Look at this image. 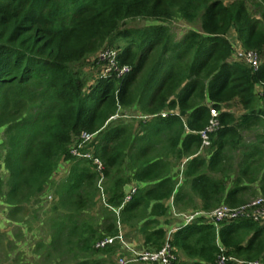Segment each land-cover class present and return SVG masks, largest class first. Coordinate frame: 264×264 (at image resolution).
I'll return each instance as SVG.
<instances>
[{
  "label": "trees",
  "instance_id": "16d2710c",
  "mask_svg": "<svg viewBox=\"0 0 264 264\" xmlns=\"http://www.w3.org/2000/svg\"><path fill=\"white\" fill-rule=\"evenodd\" d=\"M175 20L192 27L179 40ZM131 21L148 24L125 28ZM229 34L258 54L256 71L232 59ZM106 49L126 75L103 74ZM210 109L218 128L201 148ZM0 130L7 218L52 204L37 245L46 264H115L119 243L95 245L126 230L158 251L170 201L187 215L264 196V0H0ZM81 133L94 135L100 173L69 154ZM60 163L66 174L54 181ZM169 243L172 264H215L220 247L227 264H264V221L216 228L199 217Z\"/></svg>",
  "mask_w": 264,
  "mask_h": 264
},
{
  "label": "built area",
  "instance_id": "2783aa9c",
  "mask_svg": "<svg viewBox=\"0 0 264 264\" xmlns=\"http://www.w3.org/2000/svg\"><path fill=\"white\" fill-rule=\"evenodd\" d=\"M232 46V59L234 61L243 62L253 70H257L260 66V59L256 52L244 50L236 41L232 40L230 42ZM116 53L110 49L102 50L98 54V59L101 62H105L103 74L109 75L113 73L116 78H121L129 72V67L121 66L119 67L115 61ZM262 89V88H261ZM263 91V89H262ZM218 112L214 109H210V119L207 126L198 133L201 139V148H207L210 145L209 135L216 131L218 128ZM161 117H166L167 113L163 112L160 114ZM94 135L88 133H81L70 148L69 154L75 158L91 159L96 167V170L100 173L102 170L101 163L93 158L92 150L89 148V144L92 142ZM85 150V151H83ZM100 184V182H99ZM101 189V188H100ZM135 187L131 188L125 198L123 203L128 202L131 196L135 193ZM50 199V197H49ZM175 214V213H174ZM178 216V215H176ZM183 218L184 225H188L193 222L196 218L202 217L206 221L212 223L216 228L218 224L227 221H233L239 218H249L256 222L264 221V196H259L251 202L237 207L229 208L227 206H220L210 213L196 212L187 215H181ZM176 230V227L169 230L167 234V239L163 247L158 251H144L136 250L130 245H127L123 240V234L119 231L116 237H105L98 241L95 245L96 249H103L107 246L115 244V242L121 244L123 248L129 253L130 259L121 257L117 260V264H130L131 262H142L148 264H172L175 260L174 249L170 245V234ZM230 261H234L224 255V250L220 247V255L217 257L215 264H227ZM246 264H261L260 261H253Z\"/></svg>",
  "mask_w": 264,
  "mask_h": 264
},
{
  "label": "rangeland",
  "instance_id": "374dc122",
  "mask_svg": "<svg viewBox=\"0 0 264 264\" xmlns=\"http://www.w3.org/2000/svg\"><path fill=\"white\" fill-rule=\"evenodd\" d=\"M148 22H141V21H131L129 22L125 28H131V27H143ZM173 33L175 34L176 40H179L181 36L189 30V28H192L182 22L181 20H175L172 21L170 24ZM229 42H232L233 40V34L228 35ZM94 70L90 69L89 66H85L83 68V75L85 77H88L92 75ZM258 93L262 92L261 87L258 88ZM232 111L236 113L237 115L240 113L238 108L234 106L232 108ZM127 118L133 119L139 116L137 114V111L132 110L131 112L127 113ZM2 133L3 131L0 130V144L2 142ZM2 149L0 148V154ZM180 167V169H179ZM181 170V166H177L174 170L175 172ZM67 166L65 163H60L58 170L56 171L55 175L53 176V180L57 181L64 177L66 174ZM5 174V173H4ZM179 180H182V177L179 175ZM181 182H179V185ZM132 188L135 187V185L131 186ZM51 196V193L48 194V197ZM52 207L51 202L49 203V200L47 198L46 201L41 200L38 204L33 205L31 207L27 208V211L24 214L20 215L18 219L16 220H9L7 218V207L0 202V264H18L17 260L19 262H29L28 264H42L41 256H39L37 253V245L40 243H47V233L46 229L44 230V221L47 217H50L49 209ZM169 207L171 209V216L166 223L163 218H160L159 224L166 229L168 232L169 230L175 228L178 224L182 223L183 218L181 215L177 214L176 209L172 206V202H169ZM31 212L30 214L27 212ZM46 211V213L44 212ZM175 213V214H174ZM178 215V216H176ZM123 240L127 245H130L132 248H135L136 250H142L139 247V243L141 242V238L138 237V235L135 233V231H129L126 230L123 231ZM120 248L117 249L115 256L113 257V261L115 264H117V260L121 257H124L126 259H130L129 253L123 248L121 244ZM137 246V248H136ZM144 250V249H143ZM147 251V250H144ZM35 254V262L32 259V255ZM130 264H148V263H142V262H131Z\"/></svg>",
  "mask_w": 264,
  "mask_h": 264
},
{
  "label": "crops",
  "instance_id": "0c3cea01",
  "mask_svg": "<svg viewBox=\"0 0 264 264\" xmlns=\"http://www.w3.org/2000/svg\"><path fill=\"white\" fill-rule=\"evenodd\" d=\"M39 253V254H38ZM38 253H36V254H38L39 256H41V259H42V264H46L45 263V260H44V256L43 255H41V251H39ZM32 259H33V261L35 262V254L34 255H32ZM17 263L18 264H23V262H19V260H17ZM25 264H28L27 262H24Z\"/></svg>",
  "mask_w": 264,
  "mask_h": 264
}]
</instances>
